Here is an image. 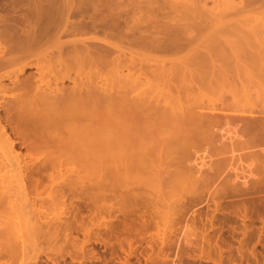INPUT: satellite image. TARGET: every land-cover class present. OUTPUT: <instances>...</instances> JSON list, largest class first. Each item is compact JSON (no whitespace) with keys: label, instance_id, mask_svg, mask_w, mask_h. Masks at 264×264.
Listing matches in <instances>:
<instances>
[{"label":"bare ground","instance_id":"obj_1","mask_svg":"<svg viewBox=\"0 0 264 264\" xmlns=\"http://www.w3.org/2000/svg\"><path fill=\"white\" fill-rule=\"evenodd\" d=\"M184 1L165 0L158 7V0H0V171L18 165L17 174H11L14 178L10 176L12 180L0 186V208L6 207L12 213L30 209L47 216L48 209L68 204L60 194H50L48 207L43 199L38 204L42 208L37 206L41 197L34 194L36 198H31L30 187L24 182L28 169L21 165V152L16 153L18 141L12 138L8 126L24 146L33 149L42 144L53 149L54 155L48 151L45 167L61 172L75 162L94 169L96 173L91 172L97 177H92L89 188L97 191L92 192L95 197L110 202L147 203L163 228L180 208L186 191L197 194L206 190L213 200L211 185L216 181L223 186L230 182V186L238 185L240 175L236 171L242 169L244 160L248 164L242 169L246 173L241 176L243 186L258 174L263 176V83H239L238 88L233 85L227 96L215 102L204 99V94L216 86L213 79L202 77L208 71L214 74L209 69L216 70L215 75L220 69L222 75V66L234 59L245 62L244 69L256 77L250 66H259L254 65L255 61L264 62V44L256 42L261 38L250 33L240 36L236 44L217 41L192 47L189 39L181 40L179 35L189 30L190 23L210 22L193 19L206 17L210 11L217 16H213V22L224 25L234 24L243 15L257 18L264 0H211L215 3L212 10L207 7L210 0ZM173 17L187 22L174 24ZM175 54L181 57L174 62L167 58ZM240 58H249L251 62ZM201 60L204 61L199 63ZM169 61L190 66L197 62L199 68L200 64L208 66L201 67L208 71L197 74L202 78L197 79L198 83L196 80L197 84L192 83L195 87H187L186 93L190 91L191 95L186 97L185 89L174 85L176 81L171 83L174 71L171 73ZM186 66L187 70L191 68ZM32 67L37 75L24 76ZM209 73L205 76L210 77ZM191 75L189 80L194 81ZM6 80L8 84H4ZM251 100L252 109L244 110L246 105L241 104ZM233 172L235 176L230 177ZM78 175L76 178L82 184L84 176ZM4 177L8 178L7 174ZM38 182L32 184L35 190ZM7 217L5 223H0V264H27L30 253L41 246V235L43 239L56 237L55 229L48 223L40 227L37 220H29L30 224L23 226L21 216L17 221V216ZM92 229L86 230V236L90 237ZM69 236L67 233L66 237Z\"/></svg>","mask_w":264,"mask_h":264},{"label":"rangeland","instance_id":"obj_2","mask_svg":"<svg viewBox=\"0 0 264 264\" xmlns=\"http://www.w3.org/2000/svg\"><path fill=\"white\" fill-rule=\"evenodd\" d=\"M164 1L162 0L161 2V0H158V7L163 5ZM178 1L169 0L170 3H176ZM185 1L190 2V0ZM212 1L210 0V2H208L207 4V7H209L210 10L213 9L215 4ZM236 1L238 2L239 0ZM156 4L157 3H155V5ZM155 7H157V5ZM221 7L225 8V5H222ZM215 11L218 12L217 9H215ZM215 11L213 12L216 13ZM3 12L5 13L7 11ZM213 16L217 17L216 14L213 15L210 11L206 14V17H198L196 19L193 18L198 22H210H206V24L203 23V25L202 23L198 25L190 23V26L187 25V29L189 28V30H185L184 34L180 33V39H189V41H191L192 43H190V46L192 47L197 45L205 46L213 44L217 41H219L220 43L223 42L227 44H232L233 42L234 44L235 42H239L241 40L240 36L244 37V34L248 35L251 33V35H259V38H261L256 41L257 43L264 44V8L262 9V13L259 17L255 18V16H253V19L252 17L248 19V17L245 18L246 15H243L245 17L242 16L241 19L236 18L238 19V21L235 19L237 21L234 22L235 25L233 24V22H231V25L229 24L230 26L228 25V23L224 25V23L219 24L213 22ZM218 18L220 17L218 16ZM171 20L174 22V24H176L175 22L180 21L179 25H182L187 22L186 19H182L179 17H173ZM223 20L221 19V21ZM242 21L245 23H242ZM248 30H250L251 32ZM189 48L190 47L188 46V50ZM183 53L184 52L180 54L183 56L185 54ZM160 54L158 53V55ZM180 54L171 55L172 57L170 55H167V58H171L172 62H174L175 58L177 60L178 57H181ZM261 57L264 56L261 55ZM248 59L240 58V60L245 61ZM203 61L204 60H201L199 61V63H202ZM236 61L237 62H235V59L226 61L229 65H227L228 67L226 65H224L225 67L222 66V68H224L223 70L221 68L223 72L222 75H220V69H217V72L220 71L219 73L216 72L218 76L215 75L214 71L216 70L209 69L214 74H210L208 70H203L205 72L208 71L206 74L208 76L209 73V76L211 78L205 76L206 74L202 75L205 73L201 70V67L204 66V64H200L201 66L199 65V68L197 62L195 63V65H193V62L192 66H190L191 64L189 65L186 62V65L191 67L188 69L189 71L187 70V66L183 62H178L180 64L179 65L177 64V61L175 62L176 64L169 61L172 65H167L172 66L171 73L174 71L172 73V76L174 77L171 76L173 78V81L171 83L176 81L175 83H173L174 85H177L181 89H185L184 93L186 94V97L190 92L188 91L186 93L187 87H195V85L198 83L197 79H200L203 76L204 79H213L212 83H214V85L216 86L211 89L212 91L209 90L207 92L205 91L206 93L204 92V99H206V101L215 100V102H217V99L219 100L220 98L227 96V91L229 89L232 90L233 85H237L236 88L240 86L239 83L241 85H246L247 83H249L250 86L259 85L261 83H263L262 85H264V64H262L264 63L263 61H255L254 65L259 66L262 62L260 67H253V65L250 66L251 68H253V72L250 69L252 74L256 72L254 73L256 74V77L255 75L253 77L248 70L247 72L246 69H244L245 62L242 61L244 63L243 64L241 61L238 62V59ZM248 61L246 62H248L249 64L251 61L250 59ZM256 62H259V64ZM182 63L184 64V70L181 67ZM248 64H246V67H248ZM206 66H204V68H206ZM180 67L181 70L178 69ZM198 68L200 69L199 71L196 70ZM227 69L229 70L226 71ZM186 70L188 71L187 73ZM191 71L195 72V74L194 72L193 74L195 75V77H197L196 79H194L195 77L191 75ZM200 71H202L203 73H201ZM35 72V68H28L24 76H28L30 74L37 75ZM175 73L177 77H175ZM188 73L191 75V78L193 77L194 81H191L192 79L189 80L190 76H188ZM197 74H201L202 77L198 76ZM223 74L226 76H224ZM230 74L233 75V77H230ZM214 75L217 77H215ZM181 78L183 80L186 79L187 81H183ZM215 78H217V80ZM193 82L196 84L193 85ZM220 82L222 83V85ZM8 83V80L4 81V84ZM223 87L226 89H224ZM186 97L185 95L183 96V98ZM186 101L187 98L186 100H184V102ZM253 103L254 102H252L251 100L249 102L246 101L241 105L243 107L245 105L246 107L249 106L247 107L249 109H247L246 107L244 109L248 111L252 109ZM2 113L4 114L3 109H1V114ZM12 131L13 130L11 126H8V132L12 133V138H15V140L17 139L18 141V148L16 153L19 152L18 154H20L21 152V154L19 155V157L21 156L20 160L23 161L21 165L23 167L25 165L28 169V174L26 172L24 182L28 184V188L30 187L28 191L31 194V198H36L35 195H39L41 197V199L39 198L41 201L39 199V201L37 200V206L41 207V204H38L42 203L43 200H45L43 202L45 204L44 206L47 205L46 207H48V196L50 194L55 196H57L56 194H60L62 201H66L65 205L66 203H68L66 205L67 207H56V209L55 206H51V210L48 209L49 216H46L47 213L42 214V212H36L30 209H27L25 211L13 210L14 215H12V210L9 209V211L6 207L0 208V223H5L7 216H17L16 218L18 219H15V221L20 220L21 216L23 218V222L21 218V223H24L23 226H25V224L26 226H28V224H30L29 220L31 221V223L37 220V224L40 225V227L42 226V223L43 227L44 224L48 223L47 225L51 226L52 229L54 228L56 231V237H52V239L54 238L55 240H52L51 238L43 239L42 235L41 237H39L38 242L41 246L36 249V252L35 250H33V254L32 252L30 253L31 258L33 256V259L31 260L30 258L27 264H264V174L263 176L261 174H258L256 178H252L253 180L251 179V181L249 180V185L243 186V180L241 176L243 174L246 175V173H244L243 171L245 170L244 166L248 164V162H246L245 160L244 162H242L243 166L241 165L242 169L244 170L241 169L236 171L237 173H239L238 175H240L239 178L236 180L238 185L233 183L230 186V183H232L230 182L229 185L223 186L222 182L219 181V183L218 181H216V183L211 185L212 191L210 193L213 196L212 198H214L213 200L209 198L210 194H208L206 190L205 192L204 190H200L201 192H196L197 194H195V192L186 191V196L184 194L185 198L181 201L182 204H184H181L182 206L178 205V207L180 208H177L175 210L176 212L172 215V220L170 219V224H168V226L166 224V226H164L163 228V225L161 226L159 224L161 220L159 221L156 219L158 215L157 217L155 216L156 213L153 212L152 206H147V203H145L144 205V202L141 201L128 203H125L123 201V203L117 200V202H114V200H112L113 202H110V200H103L101 198L95 197L93 194L97 191H91V189L89 188L90 181H93V178L97 177L95 175L96 172L94 169L90 170L92 169L90 168L89 171L87 167H84V165L82 166L79 163L75 162L68 164L67 167H63V170L61 169V172H58L59 169H56V172V170H53L52 167L47 168V166L45 167L47 159L46 157L49 152L50 154L54 155V151L52 152L53 149H51V147L45 148L47 146L44 145L43 147V145L40 143H38L37 145L40 144L42 148L40 146H36L33 149H30L27 145L24 146L22 141H19L20 139L19 137H17V134ZM30 138L35 139L37 137L31 136ZM40 148L42 151L39 152ZM28 156L30 157V159L28 158ZM25 161L27 162L26 164ZM17 167L18 165L14 164L13 167L9 166L8 168H4L0 171V174H2L0 178L4 177L5 174H7L8 176V178H2L3 180L0 179V186L2 185V183H5L14 178L12 176L14 174H17ZM87 170L89 171L88 173ZM91 171L95 172L93 173L94 175ZM67 172L69 173L70 177ZM57 173H60V175H56ZM75 173H77V176H74ZM79 173L81 174L80 177L84 176V179L82 178L84 180L82 184L81 182H79L80 178L77 179ZM89 174L92 175L90 176ZM63 175H65L66 177H64ZM234 176L235 173H231L230 177ZM38 180L40 182H38ZM35 182L39 183V185L37 184V190L39 191L35 190L36 188H34V185L32 186V184H34ZM78 183L79 185H81L80 187H77ZM73 188L77 190L74 191ZM71 197L72 199L70 200ZM14 198L16 199L17 197L14 196ZM55 212L57 213V215L55 214ZM17 214L20 216H18ZM21 214H23V216ZM54 215L57 217V220ZM42 218L45 221H43ZM26 222H28V224ZM64 222H67L68 224ZM157 223L160 225V227L159 225L157 226ZM47 225H45L46 228L48 227ZM67 225L69 226L67 227ZM80 226H83L84 228ZM89 228H93L91 230L92 232H90V237L86 236L85 234L86 230H89ZM47 229H49V227ZM67 233L70 235V238L66 237ZM182 235L183 239L181 238ZM86 237L90 240H88ZM178 239L179 241H182L179 242ZM78 250L81 252L79 253ZM34 252L36 253V255L38 253V258L36 259V255L34 254Z\"/></svg>","mask_w":264,"mask_h":264}]
</instances>
